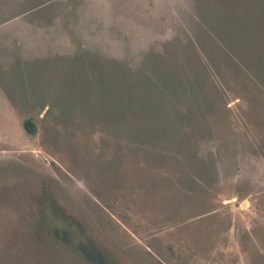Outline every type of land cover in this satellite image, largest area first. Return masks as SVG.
I'll list each match as a JSON object with an SVG mask.
<instances>
[{
	"label": "rangeland",
	"instance_id": "rangeland-1",
	"mask_svg": "<svg viewBox=\"0 0 264 264\" xmlns=\"http://www.w3.org/2000/svg\"><path fill=\"white\" fill-rule=\"evenodd\" d=\"M0 264H264V0H0Z\"/></svg>",
	"mask_w": 264,
	"mask_h": 264
},
{
	"label": "trees",
	"instance_id": "trees-1",
	"mask_svg": "<svg viewBox=\"0 0 264 264\" xmlns=\"http://www.w3.org/2000/svg\"><path fill=\"white\" fill-rule=\"evenodd\" d=\"M24 126L26 128L27 131L33 133L35 131V125L31 120H27L26 122H24Z\"/></svg>",
	"mask_w": 264,
	"mask_h": 264
}]
</instances>
